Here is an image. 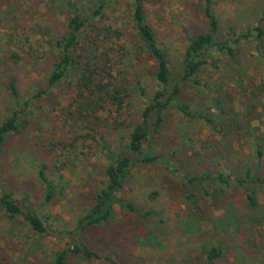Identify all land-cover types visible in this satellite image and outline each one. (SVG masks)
Instances as JSON below:
<instances>
[{
    "label": "rangeland",
    "instance_id": "374dc122",
    "mask_svg": "<svg viewBox=\"0 0 264 264\" xmlns=\"http://www.w3.org/2000/svg\"><path fill=\"white\" fill-rule=\"evenodd\" d=\"M66 1L0 0V122L17 111L20 125L0 146V192H12L19 204L37 212L47 225L46 233L38 235L0 211V264H52L56 253L71 243L75 235L69 232L100 186L107 155L126 152V136L158 87L152 77L154 61L147 57L137 61L129 52L128 39L135 35L132 0H103L106 7L96 21L122 32L121 39L113 38L106 47L113 49L116 59L123 58L117 68L131 81L139 78L145 95L134 92L130 105L118 109L108 104L84 118L68 85L73 74L47 88L58 54L56 41L65 33ZM96 1L81 0L79 5L87 10ZM212 1L220 38L230 25L238 31L256 26L264 13V0ZM202 3L144 0L146 19L169 60L171 85L178 82L189 39L206 30ZM237 48L235 63L211 51L215 65H206L198 75L204 89L178 82V100L193 111L216 117L217 104L208 99L216 98L226 105L228 115H240L242 134L236 137L235 131L227 134L219 126L216 131L203 120L168 112L163 125L143 145L145 152L162 161L133 167L119 193L136 210L115 206L110 221L82 232L87 246L102 259L72 256L67 264H107L104 258L118 264H264V192L255 185L257 206L250 208L245 188L236 181L243 177L246 165L264 176V152L260 160L255 155L256 144L264 151V43L241 41ZM247 126L251 135L245 131ZM219 151L226 157H219ZM40 169L53 184V197L45 202ZM204 172L210 177L201 181L187 183L183 178ZM219 172L232 174L229 186L215 181ZM186 188L191 189V200ZM214 246L222 255L207 263V252Z\"/></svg>",
    "mask_w": 264,
    "mask_h": 264
},
{
    "label": "trees",
    "instance_id": "16d2710c",
    "mask_svg": "<svg viewBox=\"0 0 264 264\" xmlns=\"http://www.w3.org/2000/svg\"><path fill=\"white\" fill-rule=\"evenodd\" d=\"M80 1H66L68 16L65 33L56 41L58 54L48 74L46 87L56 86L73 74L74 77L68 85L75 93L76 109L79 116L88 118L103 110L108 104L122 109L130 105L134 92L141 95H145V92L139 78L131 81L127 73L117 68L118 60L121 61L123 58L116 59L113 49L106 47L110 40L121 39L122 36L120 30L113 29L111 26L99 25L98 20L96 21V19H101L106 3L103 0H97L92 3V7L82 10L84 4L79 5ZM212 4V0H203L202 15L206 30L189 39L177 73L178 82H191L198 90L204 89L198 80L201 70L206 65H215L209 57L211 51L222 54L228 58L227 60L235 63L237 47L241 41L254 40L259 46L264 43V13L258 18L256 26H248L245 31H238L230 25L226 35L220 38L218 35L221 26ZM131 8L130 20L135 29V35L128 39L131 45L129 52L135 56L137 61H140L142 57L154 61L155 69L152 77L158 87L147 97L146 105L140 112V121L130 129L126 136V152L107 155L100 186L94 191L90 206L78 218L75 229L69 232L75 237L67 247L56 253L51 261L52 264H67L72 256L84 260L102 259L100 254L87 246L81 234L89 227L110 221L113 218L115 206L123 210H136L135 205L121 198L119 193L129 179L133 167L138 164H153L161 160L162 157L145 152L143 145L151 133L157 132L163 125L168 112L172 110L186 119L203 120L206 125L216 131H219V127L220 131L224 130L227 134L235 131L236 137L243 131L241 127L244 121L240 115L234 112L228 115L225 110L226 105H221V101L216 98H208L211 105L217 104L216 110L219 112L216 117L211 113L206 114L203 110L193 111L189 104L178 100L181 92L180 83L176 82L171 85L173 74L169 60L165 50L159 45L155 31L146 19L144 0H132ZM261 55L263 57L264 53ZM9 87L12 95L16 97L12 82ZM216 88V85L213 86V91ZM43 91H38L34 97H40ZM217 94L219 95L220 91ZM17 121L18 113L13 111L10 116L0 122V146L9 134L19 129L20 125ZM245 125L249 123L245 122ZM249 129L247 126L245 131L248 130L247 133L251 135ZM263 152V149L256 144L255 155L259 160ZM220 153L219 157H226L222 152ZM245 167L243 177L237 178L236 181L246 190L245 197L248 206L255 208L257 206L255 185L258 184L264 192V176L260 177L253 173L248 165ZM38 176L45 186L44 202L49 201L53 197L52 181L45 177L41 169ZM206 177H210L208 172H204L201 176H183L187 183L201 181ZM214 179L224 186H229L232 174L219 172ZM186 190V197L191 200V189L186 188ZM0 211L10 221H22L30 231L38 235L47 231L44 218L34 210L19 204L10 191L0 192ZM144 214L148 215L150 212ZM221 255L222 251L219 247L210 248L206 255L207 263ZM104 259L107 264H118L112 258Z\"/></svg>",
    "mask_w": 264,
    "mask_h": 264
}]
</instances>
